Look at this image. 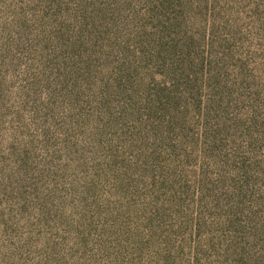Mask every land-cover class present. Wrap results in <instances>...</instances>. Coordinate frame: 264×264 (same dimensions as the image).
Returning a JSON list of instances; mask_svg holds the SVG:
<instances>
[{"label": "rangeland", "instance_id": "1", "mask_svg": "<svg viewBox=\"0 0 264 264\" xmlns=\"http://www.w3.org/2000/svg\"><path fill=\"white\" fill-rule=\"evenodd\" d=\"M0 264H264V0H0Z\"/></svg>", "mask_w": 264, "mask_h": 264}, {"label": "trees", "instance_id": "2", "mask_svg": "<svg viewBox=\"0 0 264 264\" xmlns=\"http://www.w3.org/2000/svg\"><path fill=\"white\" fill-rule=\"evenodd\" d=\"M117 165L118 164H116V168L118 167ZM126 178H127V173L126 172H119L118 173V171H116V173L113 176H111V177H108V176H100L99 179H98V181H101V180H109L113 184L121 185V184H125V183L128 182L126 180Z\"/></svg>", "mask_w": 264, "mask_h": 264}]
</instances>
